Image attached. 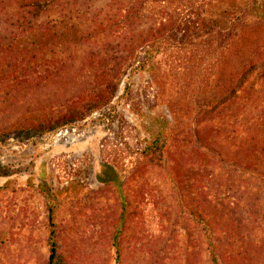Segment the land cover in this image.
<instances>
[{"label":"trees","instance_id":"trees-1","mask_svg":"<svg viewBox=\"0 0 264 264\" xmlns=\"http://www.w3.org/2000/svg\"><path fill=\"white\" fill-rule=\"evenodd\" d=\"M168 49L209 57L206 79L191 66L173 91L156 65ZM126 72L148 74L165 98L170 124L141 152L162 186L209 231L253 244L264 228V0H0V120L16 130L99 108ZM48 246L55 264L51 209Z\"/></svg>","mask_w":264,"mask_h":264},{"label":"rangeland","instance_id":"rangeland-1","mask_svg":"<svg viewBox=\"0 0 264 264\" xmlns=\"http://www.w3.org/2000/svg\"><path fill=\"white\" fill-rule=\"evenodd\" d=\"M193 58L187 49L158 56L173 91L191 66L195 82L208 76L210 58ZM109 91L99 108L65 125L16 130V119L0 120V264H46L49 209L55 264H264V228L253 244L218 226L209 231L142 157L171 121L149 75L126 72Z\"/></svg>","mask_w":264,"mask_h":264}]
</instances>
